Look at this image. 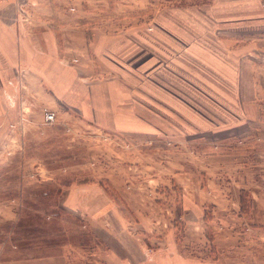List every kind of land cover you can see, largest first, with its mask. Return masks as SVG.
I'll return each instance as SVG.
<instances>
[{
    "label": "rangeland",
    "instance_id": "obj_1",
    "mask_svg": "<svg viewBox=\"0 0 264 264\" xmlns=\"http://www.w3.org/2000/svg\"><path fill=\"white\" fill-rule=\"evenodd\" d=\"M206 2L72 0L58 17L16 3L29 33L45 20L122 41L115 68L64 52L59 98L26 67L0 82V264H264V19L231 32ZM97 217L119 247L91 243Z\"/></svg>",
    "mask_w": 264,
    "mask_h": 264
},
{
    "label": "crops",
    "instance_id": "obj_2",
    "mask_svg": "<svg viewBox=\"0 0 264 264\" xmlns=\"http://www.w3.org/2000/svg\"><path fill=\"white\" fill-rule=\"evenodd\" d=\"M18 2L24 3L26 5L25 12L32 16H71L73 11H77L72 0H7L2 2L0 4L1 83L4 84L9 77L6 74L7 70H12L13 67L17 66L26 67L33 80V86L37 87L36 89H40L44 94L48 93V95L52 97L56 96L59 98L65 93L63 91L65 81H69L66 80V67H61L60 65L61 57L64 56V52H72V55L76 56L78 61L80 60L79 55L88 59V65H91L96 58H102V60L108 61L109 65L113 64V67L116 66L111 60V52H113V54L120 53L121 48H118V45L121 43L122 38L112 45L109 44L110 41L105 38L102 40L95 39V28L90 25L82 26L80 24H72L70 25L71 29L69 27L67 28V25H65V29L60 30L56 27L57 25H46L47 22L45 20L41 21L44 23V26L29 27V29L32 30H30L31 33H29L27 27L22 29L13 18L16 13V3ZM31 3H33V5L30 6ZM263 3L264 0H207V2L204 3V7H207L206 10L209 14L213 13L215 16L232 18L233 20L230 23L224 25L225 28L227 30L228 28L233 29L231 32H241L242 26L244 25L240 23L242 21H250V13L264 19ZM27 5L30 7L27 8ZM234 17L237 18L234 19ZM255 23L260 24L257 28L261 29L260 26L264 22L260 23L255 21ZM48 24L50 23L48 22ZM207 24L204 25V31H211L213 26L209 27ZM87 30L89 31V34L90 32H93V35H88L86 33ZM225 32L228 33L229 31ZM96 37L98 36L96 35ZM201 41L203 47L199 45L194 48H198L199 50L196 53L200 54L201 58H204V39ZM216 43L220 46L224 44L219 38L216 39ZM124 53L125 52H122V54ZM69 68H72L79 78L81 77L82 71L79 66L76 67V65H74ZM136 126L139 125L136 124ZM96 220L98 223L93 221V223L89 224L91 236L93 235L91 243L96 240L100 244L102 243L103 245L106 244L108 246V243L111 242L114 243L116 247H119V243L121 242L118 237L113 240L106 236L102 237L98 232V229L106 226V220L102 221V218L98 219V217ZM168 236L171 237L169 234ZM171 248L172 252L173 250L175 251V247L171 246ZM108 252L107 249L105 251L104 248V253ZM169 252L170 251L167 250L166 254H171ZM59 256L61 255L46 257V259L49 260ZM183 259L185 264H187L186 261L189 263L190 259H187L186 255ZM164 264H178V261L177 258L175 259L173 256L169 255L168 260H165ZM180 264L183 263L181 262Z\"/></svg>",
    "mask_w": 264,
    "mask_h": 264
},
{
    "label": "trees",
    "instance_id": "obj_3",
    "mask_svg": "<svg viewBox=\"0 0 264 264\" xmlns=\"http://www.w3.org/2000/svg\"><path fill=\"white\" fill-rule=\"evenodd\" d=\"M55 192L56 193H59L60 192V189H56ZM244 202H245L244 192H243V190H241V193H240V203H239V205H240V211H243L244 210V205H245ZM22 227H26V226L24 225ZM86 234L87 233H83V232L81 233V235H86ZM210 240H212V239H210ZM84 243H85V241L81 240L80 244H84ZM39 251H41V250H39ZM47 254H51V253H48V252L45 253V251H41L40 253H34L33 252L32 255H34V256H44V255H47Z\"/></svg>",
    "mask_w": 264,
    "mask_h": 264
},
{
    "label": "built area",
    "instance_id": "obj_4",
    "mask_svg": "<svg viewBox=\"0 0 264 264\" xmlns=\"http://www.w3.org/2000/svg\"><path fill=\"white\" fill-rule=\"evenodd\" d=\"M3 1H5V0H0V4H1ZM263 5H264V3H263ZM53 119H54V114H53L52 112H46V113L44 114V120H45V122H50V121H52Z\"/></svg>",
    "mask_w": 264,
    "mask_h": 264
}]
</instances>
